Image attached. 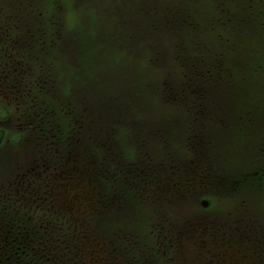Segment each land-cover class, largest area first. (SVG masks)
Masks as SVG:
<instances>
[{
    "label": "rangeland",
    "instance_id": "obj_1",
    "mask_svg": "<svg viewBox=\"0 0 264 264\" xmlns=\"http://www.w3.org/2000/svg\"><path fill=\"white\" fill-rule=\"evenodd\" d=\"M5 1L8 4H3L0 12L3 25L6 22H44L53 27L51 33H58L62 39L66 33L77 38L81 53L79 52L78 62L72 60V57L67 61V64L76 67L78 81H71L69 78L68 73L73 71L74 74L75 70H66L64 65L49 64L48 56H44L46 61L38 62L43 66L34 74L29 72L34 66L26 61L21 62L23 74L20 80L26 81L22 84L28 83V80L32 83L40 80L48 83L50 80L51 86L62 85L61 90L52 89V93L48 92V97L37 93V87L32 90L30 88L34 93L29 95L35 103L39 102V111L46 109L48 121L53 118V111L46 105L54 108L55 122L66 133L62 151L63 156L69 154L67 167H56L64 159L63 156L53 155L49 159L50 154L45 152L41 153L38 168L30 172L29 179L28 175L20 173L19 176L14 174L11 177V173L18 167L28 169L29 165H24L29 164L30 150L34 151L36 146L33 149L30 142L27 150L10 149L17 141V133L25 134L22 121L27 117L22 115L24 110L21 108L15 110V96L8 92L0 94V105L5 108L0 113L5 112L0 122L4 125L9 121L2 128L1 134L5 142L1 147L3 151L0 152V157L3 154L10 155L8 168L0 167L2 247L10 245L5 244L9 241L6 236L15 230L16 225L22 224L31 234L21 236L19 242L11 246L12 249L21 250L27 244L32 248L35 243L38 245V251L33 252V256L24 264H70L73 260L83 264H264V244L261 243L264 240V165L257 166L258 161H264V151L257 149L254 138L239 137L233 128L227 129L230 135L224 136L225 141L209 137L206 126L190 119L187 107L173 106L169 96H165L170 95L168 92L162 95L159 89L161 75L145 70V67L152 66L146 56L144 59H127L123 51L110 48L107 43L116 44L114 39H119L116 33L112 36V30L123 31L124 27L119 24H124H116L115 19L112 23L101 22L98 16L104 14V5L115 7V1ZM248 1L242 0L243 3ZM236 2L238 4V0ZM104 22L107 23L101 24ZM3 32L6 34V29ZM25 32V29H9L5 36L20 37ZM90 34H97L98 37L93 38ZM57 40L49 41L48 47L54 48L59 42ZM34 47L36 49L32 50L42 51L41 46L38 47L36 43ZM15 53L12 51L9 58L10 62L17 64ZM141 55L142 53L139 56ZM9 67L0 66V77L5 83L7 77L3 72L10 70ZM115 67L123 73L109 74V70ZM99 77L106 79L102 81V88L93 93L97 95L99 103L131 106L129 95L134 94L132 100L135 108L116 114L123 117L124 124L120 127L111 124L108 127V131L113 133L112 139L117 143L122 161L129 165L126 172L117 169L118 167L109 168L102 161L106 152L104 155L103 149L92 145L83 134L73 136L80 130L75 121L84 126L92 120L100 121L96 116L104 119L112 117V114L107 115L100 106L94 107L89 113L85 105L78 103L81 95L75 91L77 85L84 81L100 82ZM25 101H30L28 95ZM158 121L163 122V137H145V132L151 136L152 131L157 130L155 126H151ZM44 123L43 118L37 121L38 133L45 128ZM136 124L147 125L144 133L137 135L134 132L133 125ZM204 133L209 138L206 148L199 137ZM70 138H76L79 147H84L86 151L83 150V154L86 160H93L92 167L97 169L104 166L105 179L92 177L90 183L75 171L76 167L82 168H79V156L71 155L77 142L70 141ZM195 140H199L200 145ZM39 145L38 142L37 146ZM202 149L208 151L210 162L203 163L205 159L200 152ZM262 149L264 150V146ZM117 150L114 149V153L117 154ZM16 157H21L19 165H15ZM46 162L54 167L50 170L48 166L47 170ZM206 164L210 167H206ZM202 166L205 170L199 172ZM253 167L256 168L255 179L243 172L244 169ZM44 169L46 173L39 178L38 174ZM61 171L66 174L60 179V185L57 183L58 188L53 190L54 187L50 188L48 183L51 173L59 174ZM127 171L130 181L136 185L134 189L131 184H122L129 179ZM190 176L193 177V183ZM219 177L226 181L225 188L213 187V183L220 182ZM27 181L30 185H27ZM198 181L202 184H198ZM255 181L258 183L256 186ZM189 184L192 186L188 187ZM251 185L254 187L240 193L241 187L250 188ZM52 200L58 204H54ZM203 200H208L206 208L201 206ZM43 245L46 247L43 248ZM40 257L43 260H39ZM15 260L14 264H19Z\"/></svg>",
    "mask_w": 264,
    "mask_h": 264
},
{
    "label": "flooded vegetation",
    "instance_id": "obj_2",
    "mask_svg": "<svg viewBox=\"0 0 264 264\" xmlns=\"http://www.w3.org/2000/svg\"><path fill=\"white\" fill-rule=\"evenodd\" d=\"M193 3L197 2L198 0H192ZM219 1L220 0H215ZM228 3L233 2V7L226 6L223 11V13L226 11L227 14L222 18V24L219 23V20L221 16L216 20V23H219L220 25H226L224 30V35H229V29L231 28L233 31L238 32V46L239 48L247 47L248 45H251L249 49L250 57L252 60H256L257 62V68L255 69H238V88L235 87L234 89H230L228 87L221 86L220 88H217L215 86H212L211 78L213 77L211 70L204 69L203 66L200 65V60L197 58L196 55L197 51L190 50L188 48V51L186 54H174V58L172 59V63L170 64L169 68H166L165 71H161L166 77H170V84L167 87H164L165 93H169V100L173 102V106L178 108L187 107L189 117L191 120L197 121L199 124L206 126V131L209 137L215 138L216 140H224V136H229L230 133L227 132V129H234L236 131L237 136L239 137H248V138H254L257 144V149L260 151H264L262 149V146H264V0H249L246 3H243L242 0H238V4L236 0H226ZM255 3V4H254ZM3 4L6 3L5 0H0V12L2 10ZM229 7V9H227ZM235 9H238V12L235 14ZM218 11V10H217ZM247 12V13H244ZM14 19V18H13ZM246 19V20H244ZM238 21V30L233 25L234 22ZM18 22V21H16ZM256 23V25L254 24ZM139 24L142 27H145V25L141 22ZM60 26L57 27L59 29ZM119 27V26H118ZM29 28V29H28ZM53 27L50 25H47L44 22H30L28 24H23L21 22H18V24H12V23H5L3 25L2 21L0 20V66L1 67H9L5 72L6 74V83L3 78L0 77V94L2 92H8L11 96H15L13 99L14 101V108L17 111L21 108V110H24L22 115H26L27 119H24L25 121H22V129L25 133L24 135L18 134L17 141L12 144V147H10L11 150H27L29 147V143L31 142L33 144V149L36 146V149L30 150V162L29 164H25L24 166H28V169H24L22 167H18L14 169V172L11 173V177L16 174V176H19L18 173L23 175H28V178L30 176V172L36 170L38 167V163L41 160V153H47L50 154L49 159L53 155L57 156H63L64 153L62 151L63 146L62 143L64 141V138L66 136L65 131H61L62 129L59 128L55 122L54 116H55V110L52 109L49 105H46L51 111H53V118L48 121L47 116L48 112L45 108H43L42 111H39L41 109L39 102L35 103L34 99L29 95V93H34L33 91H30L32 89H35L34 87H37L39 89H36L37 93H43L44 95H47L48 92L52 93V89H60L61 86L57 85H50V80L48 83H46L44 80H40L36 83H32L30 80H28L26 84H22L23 82H26L25 79L20 80V76L23 74V65L21 64L22 61L29 62L30 65L34 66L32 70H29L31 74H34L36 71H39L38 69L42 67L43 65H40L38 62L41 60H45L44 56H48L49 64L51 65H64L67 70V61L70 57L71 59L78 62L77 58H79V55L81 53V45L77 38L71 37L70 34L66 33L64 38L62 39L58 33H51V29ZM77 28V27H76ZM120 28V27H119ZM249 28L252 31H249ZM3 29H6V34L9 29L14 30H22L25 29L26 32L22 33L19 37L18 35L15 37L5 36ZM184 29L182 25L179 24V32H175L176 39H179V34ZM159 30L158 28L156 31ZM130 32V27L123 28V31H115L112 30V36L114 33L117 34L119 39H114L116 44L118 43H128L130 41L131 44H136L137 42L141 41L142 37H128V34ZM157 32H155L156 34ZM157 35V34H156ZM59 39V42L54 48L48 47V42ZM58 41V40H57ZM159 41L158 47H157V61H159V65L162 67L167 66V58L164 51V48H162V41ZM37 44V46H41L42 51H36L32 50L34 49V44ZM183 43V41H182ZM110 46L115 45L114 42L108 43ZM191 44V43H190ZM37 47V48H38ZM254 48V49H253ZM36 49V48H35ZM53 50V51H52ZM14 51L15 53V59L17 60V64L14 62H10L9 55L11 52ZM80 52V53H79ZM125 53V52H124ZM126 54V53H125ZM49 56H52L49 58ZM242 54L238 55L239 59L241 58ZM43 57L44 59H42ZM197 58V59H196ZM28 59V60H25ZM240 60V61H241ZM60 61V63H59ZM165 64V65H164ZM121 67V66H120ZM217 72H220L222 74H226L227 70L225 68H222V70H219ZM112 74L120 75L123 72L117 71V72H110ZM254 78V79H253ZM22 79V78H21ZM40 79H42L40 77ZM106 79L100 80V82L96 81L93 82H86L85 84H79L75 88V91L81 94V98L84 100V103L88 106L89 113L90 110L94 109L96 106L103 107L105 104V107L107 109H112V117L104 119V117L96 116L100 119V121H90L88 125L84 124V126L79 122L75 121V125L80 128L73 136L83 134L85 136V139L90 140L92 145H95L96 147L104 148L107 152V156H103V162L106 163L109 168L110 167H118L117 169H122L126 172V170L129 168V165H126L125 162L122 161V159L114 156V143L112 141V133L108 131V127L117 124H124L120 117H118L116 114L119 113V109L122 108H129L131 109L134 104L129 103L131 106H123V105H114L107 102L99 103V99L97 95H94L96 91H99L100 88H102V81ZM252 81V82H250ZM100 83V87H99ZM32 86V87H31ZM25 93V95H22ZM238 93V100H234L235 95ZM27 95L29 97L30 101H25L27 99ZM7 95L5 94V97ZM51 98V97H50ZM95 99L94 101L92 100ZM52 99V98H51ZM1 102V99H0ZM27 102V103H26ZM31 102V103H29ZM29 103V104H28ZM190 103V104H189ZM124 104V102H123ZM5 110L4 107H1L0 105V113L1 111ZM5 116V112H2L0 114V118H3ZM43 118L45 120V123L43 125L42 132L38 133L36 131V125L37 121ZM119 119V120H118ZM9 121L6 123L0 122V138L1 142L3 141V134L2 128H5L4 126L8 124ZM49 123V125H48ZM101 123V124H100ZM100 124V125H99ZM48 125V126H47ZM156 135L160 137L162 133L164 132V126L162 121H158L155 124ZM48 128V129H47ZM146 127H138L137 128V135L139 133H144V129ZM41 131V130H39ZM21 132V131H20ZM81 136V135H80ZM144 136L146 137V132L144 133ZM206 133L203 135H200L199 137L201 140H203V145L205 147V144L207 140L209 139ZM226 137V138H227ZM63 138V139H61ZM68 138V137H67ZM70 141L77 142L76 138L71 139ZM69 141V143H70ZM200 145L199 140H195ZM40 143L39 146H37V143ZM237 148H238V139L236 138ZM74 151L71 153L72 156H79V168H75V171L78 172L81 176L86 177L88 181L91 183L92 177H97L99 179H105L103 175L104 166L103 167H92V161L93 160H86V157L83 154L84 147L80 145L79 143H76V147L74 146ZM206 148V147H205ZM208 148V147H207ZM30 149V148H29ZM3 149H0V152H2ZM202 156L204 157L203 163L210 162V155L207 153L208 151L205 149L200 150ZM19 154V153H18ZM1 155V153H0ZM69 155V154H68ZM68 155L63 156L64 159L62 161H59L60 163L57 164V168H65L67 167V161H68ZM88 155V154H87ZM10 156V155H9ZM9 156L6 154H3L0 159L1 162H3V166L8 163ZM12 156V154H11ZM118 156V155H117ZM259 157H263L262 155H258ZM197 158V156L195 155ZM21 157H16L15 159V165H19V160ZM14 160V159H13ZM12 160V162H13ZM73 160V158H71ZM198 159H196L197 162ZM49 161V160H48ZM63 162V164L61 163ZM201 162V161H200ZM264 165V161L260 160L257 162L258 165ZM14 166V164H11ZM207 165V164H206ZM46 167H50V170L52 167H54L52 164H48L46 162ZM44 167V166H43ZM47 168V170L49 169ZM128 167V168H127ZM210 167V166H206ZM8 168V166H7ZM45 168V167H44ZM255 167L244 169L243 172L247 174V176H253L255 174ZM12 170V169H11ZM49 170V171H50ZM55 170V169H54ZM205 168L202 166V169L199 172H203ZM264 170V167H263ZM48 171V172H49ZM193 171V170H192ZM208 171V168L206 169V172ZM128 172V171H127ZM46 173L45 169L43 172H40L38 174V177L41 178ZM66 173L64 171L57 173H51V178L48 183H50V188H53V190H56L58 188V184L60 185L61 181L60 179H63V176ZM78 174V175H79ZM195 175L197 173H194ZM110 176V174L108 173ZM191 175L194 177L193 173ZM128 178L126 181H123L122 184H131L132 187H136L134 182L132 183L130 181L129 172H128ZM190 176L191 182L193 177ZM220 182L213 183L214 188H221L226 187L227 183L226 181H223L222 178H220ZM255 179V178H254ZM108 184L109 181H107ZM189 182V183H191ZM193 183V182H192ZM191 183V184H192ZM198 184H202L201 181L197 182ZM189 184L188 186H192ZM258 183L255 181V186ZM27 185H30V182L27 181ZM254 186L251 185L250 188L241 187L240 193H244L247 190L253 188ZM27 188H32V186H27ZM54 204L56 203L54 200H52ZM60 205V203H59ZM2 221V220H1ZM30 222V220H28ZM13 236L16 237L14 241H17L19 237L25 235L29 236L31 233L28 228L25 226L16 225L15 230L11 232ZM7 237V236H6ZM264 244V240L261 242ZM60 246V245H59ZM81 247V246H80ZM79 247V248H80ZM57 264H60L57 262Z\"/></svg>",
    "mask_w": 264,
    "mask_h": 264
},
{
    "label": "trees",
    "instance_id": "obj_3",
    "mask_svg": "<svg viewBox=\"0 0 264 264\" xmlns=\"http://www.w3.org/2000/svg\"><path fill=\"white\" fill-rule=\"evenodd\" d=\"M113 1H115V7L104 5L107 16L110 13L119 17L116 9L123 8L125 11V14L122 15L123 17L116 18L114 21L118 24L117 22L121 23L124 19V26L130 27V32L128 34L129 38L137 36L142 37L141 41L136 44H131L130 41L126 44H117V47L128 55L134 56L137 52L141 51L140 53L145 55L149 60H154L157 56V43L159 42L157 40L161 39L162 48H164V54H166L167 58V65H170L174 58V54H186L188 48L191 47L190 50L197 51V54L199 53V55L196 56L200 60V65L203 66L204 69L214 72L211 82L212 86L217 88L221 86L230 89H234L235 87L238 88V69L242 68L249 70L257 68L256 60L249 58L251 52L248 48H250L251 45H248V48H239L238 32L233 31L231 28H227L229 29V35L225 36L224 30L228 24H219H222V18L227 14L226 11L223 13L224 10H221L226 6L234 8L235 6H232L234 4L233 2L228 3L226 0H220V2L215 0H198L195 3H193L192 0ZM236 12H238V9H235V14ZM220 16L219 23H216V20ZM139 22L143 23L145 27H142ZM179 24L182 25L184 29L179 34V39H176L174 31L176 33L179 32ZM233 25L237 28L236 30H238V21L234 22ZM157 28L159 30L156 31ZM249 31L252 30L249 28ZM155 32H157V35ZM203 36H205V38H203ZM138 45L140 46L139 48ZM239 54H242V60L238 58ZM169 67L170 66H166V68ZM166 68L162 67V69L158 68V70L165 71ZM222 68L227 70L226 74L217 72L222 70ZM78 79L77 77L74 81H78ZM170 81V77L164 81L163 89L164 84L165 87H167ZM86 82L87 81H84L81 84H85ZM234 100H238V93L235 95ZM135 126L138 127V125ZM134 131L136 132V128ZM146 137L151 139V136L147 135ZM4 142V140L1 142L0 138V149H2L1 147ZM7 237L9 241H6L7 243L5 244H10L9 246L7 245L3 248L1 246L2 241L0 242V264H14L15 259H18L15 261H18L19 264L27 263V259H29L31 255L33 256V252L38 251L37 243H35L33 248L27 244L26 247L21 250L15 248L13 250L11 246L17 244L20 237L17 241H13L16 237L11 233ZM45 247L46 245H43V248ZM76 255L80 257L78 253H76ZM39 260H43L42 257H40ZM59 263L63 264L61 262ZM29 264L39 263L30 262ZM54 264H57V262ZM70 264H83V262L73 260L70 261Z\"/></svg>",
    "mask_w": 264,
    "mask_h": 264
},
{
    "label": "water",
    "instance_id": "obj_4",
    "mask_svg": "<svg viewBox=\"0 0 264 264\" xmlns=\"http://www.w3.org/2000/svg\"><path fill=\"white\" fill-rule=\"evenodd\" d=\"M203 206H206V203H203Z\"/></svg>",
    "mask_w": 264,
    "mask_h": 264
}]
</instances>
